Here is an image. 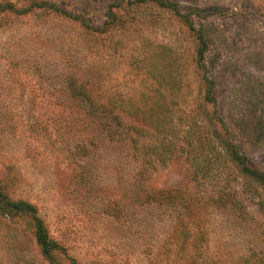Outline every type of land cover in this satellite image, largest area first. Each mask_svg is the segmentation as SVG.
Instances as JSON below:
<instances>
[{"label": "rangeland", "instance_id": "obj_1", "mask_svg": "<svg viewBox=\"0 0 264 264\" xmlns=\"http://www.w3.org/2000/svg\"><path fill=\"white\" fill-rule=\"evenodd\" d=\"M163 1L0 0V187L57 264H264V187L219 142L264 172V0ZM34 224L0 213V264H50Z\"/></svg>", "mask_w": 264, "mask_h": 264}, {"label": "trees", "instance_id": "obj_2", "mask_svg": "<svg viewBox=\"0 0 264 264\" xmlns=\"http://www.w3.org/2000/svg\"><path fill=\"white\" fill-rule=\"evenodd\" d=\"M151 1L157 2L158 5L163 8H175V5L167 4L163 0H151ZM43 8L49 9L59 15H63L66 18L79 22V24L85 29H87L88 31L89 30H100V31L104 30V29H95L91 27L90 25H88L85 22L84 18L72 15L71 13L65 11L64 9H61L55 5H51V4L44 3V2L35 3L34 5H31L30 7L23 9L22 11L20 10V11L22 13H27L29 11H32L33 9H43ZM5 11L18 12V10H16L12 4H6V5L0 4V12H5ZM180 16L187 19V23L189 24L190 28H193L188 18L184 17L183 15H180ZM109 23L110 22L105 23L106 27ZM198 39L200 40L202 44V48H200V51L198 53L199 63H203L205 44H204V41L202 40L201 35L198 36ZM222 130L224 133V137L219 139L220 140L219 142L221 145L220 147L222 149L220 151L222 152V155H224V157L228 156L231 162L239 167L240 172L243 176L250 178L251 180L259 183V185L264 187V172L259 170L258 168L248 165L246 161L241 157L240 152L238 151L239 150L238 145H236L230 139L231 135L226 130L225 126L223 125H222ZM206 163H207L206 164L207 168L211 167L209 164L211 163V159H208ZM0 213L6 217H13L16 215H21V214L31 215L35 221L34 226H35L36 243L40 247L43 256L49 261V263L57 264L54 261L53 253L61 250L60 246L58 245L56 241L51 239V237L49 236V233H48L47 228L45 227V224L36 215V208L33 205L28 204L27 202H24V201H13L9 199L7 194L0 187Z\"/></svg>", "mask_w": 264, "mask_h": 264}]
</instances>
